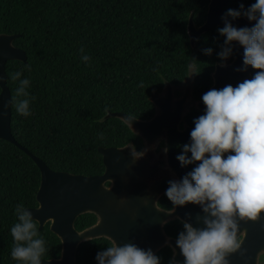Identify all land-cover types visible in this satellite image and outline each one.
<instances>
[{"label": "trees", "instance_id": "16d2710c", "mask_svg": "<svg viewBox=\"0 0 264 264\" xmlns=\"http://www.w3.org/2000/svg\"><path fill=\"white\" fill-rule=\"evenodd\" d=\"M254 2L229 0L224 15L234 9L244 17ZM208 4L209 0H0V34H19L14 45L27 55L26 63L11 60L5 67L16 141L52 170L83 176L104 172L99 147H121L132 141L140 149L141 139L123 121L104 117L123 112L150 119L155 111L151 94L161 92L165 82L181 84L190 67H194V99L202 100L212 85L216 63L224 61L219 54L226 46L218 31L222 27L203 34L191 46L190 15L197 26L202 25ZM14 72L22 73L15 81L11 79ZM255 72L252 68L253 76ZM25 78L30 81L27 95H17ZM24 99L30 101L28 117L15 109ZM202 114L193 108L186 120L194 126ZM183 145L177 156L183 154ZM194 166L185 167L191 172ZM40 182L41 173L32 158L0 140V264H24L11 257L10 230L17 222L18 204L38 206ZM160 205L171 208L172 202L165 195ZM95 222L94 214H84L75 227L82 231ZM184 225L172 221L165 231L179 237L186 231ZM38 231L47 249L41 259L59 258L62 244L50 225L42 230L38 226ZM111 244L105 238L82 243L77 264H98L97 254ZM156 257L160 264H173L169 247Z\"/></svg>", "mask_w": 264, "mask_h": 264}, {"label": "water", "instance_id": "95a60500", "mask_svg": "<svg viewBox=\"0 0 264 264\" xmlns=\"http://www.w3.org/2000/svg\"><path fill=\"white\" fill-rule=\"evenodd\" d=\"M229 0H209L205 22L197 26L193 13L189 18L187 33L191 46L205 33L224 26L227 18L234 27H252L254 22L245 17L233 19L224 15ZM19 34H0V140L8 141L23 150L35 162L41 173V182L36 196L38 206L28 208L33 219L42 230L50 224V230L60 239L61 255L55 259H41V264H77L79 246L82 243L105 238L121 247L132 244L155 255L168 246L173 251V262L185 264V257L177 246V239L169 237L165 225L174 220L190 224L193 228H205V219H212L202 206L174 204L171 211L161 209L157 202L166 194L170 181H180L189 172L176 159V147L190 143V132L194 127L181 124L185 116L195 108L205 112L203 100L194 99L192 81L178 86L165 82L161 92L151 94L154 115L141 120L123 112H109L104 117L117 118L144 141V148L138 152L130 144L124 147H100L105 170L101 175L83 176L49 168L39 157L20 145L12 134V94L7 86L6 63L27 62L23 49L14 45ZM226 64H216L212 73L210 89L233 87L253 77L252 68L243 64V48L232 45ZM231 60V61H230ZM161 140L166 146L157 152ZM153 180L152 187L147 181ZM110 183V186L106 184ZM84 214L97 217L95 225L82 231L75 227L76 220ZM237 225L236 238L242 235L239 248L225 254L227 264H258L264 253V212L256 220L234 217Z\"/></svg>", "mask_w": 264, "mask_h": 264}, {"label": "clouds", "instance_id": "9594fccd", "mask_svg": "<svg viewBox=\"0 0 264 264\" xmlns=\"http://www.w3.org/2000/svg\"><path fill=\"white\" fill-rule=\"evenodd\" d=\"M241 15L234 9L226 13L233 19ZM243 16L254 22L252 27H234L225 18L224 26L218 29L226 45L219 55L227 59L232 45L238 43L243 48L244 70L251 67L256 72L235 87L227 85L203 94L206 111L195 119L191 142L183 145V154L176 157L182 166H195L182 180L170 181L166 190L173 204L200 205L212 218L205 219L202 229L184 225L186 231L180 233L177 246L185 264H227L225 254L240 246L233 217L238 214L256 220L264 212V0H255ZM205 51L211 54V49ZM82 59L87 62L89 57ZM21 75L14 72L11 79ZM29 85V79L21 80L16 94L27 95ZM15 109L21 116L31 115L28 99L16 104ZM15 215L17 222L10 230L12 259L41 264L47 249L40 238L39 222L23 203L16 206ZM96 259L98 264H160L151 250L132 244L118 247L112 243Z\"/></svg>", "mask_w": 264, "mask_h": 264}, {"label": "flooded vegetation", "instance_id": "af4514ba", "mask_svg": "<svg viewBox=\"0 0 264 264\" xmlns=\"http://www.w3.org/2000/svg\"><path fill=\"white\" fill-rule=\"evenodd\" d=\"M231 61V60H230ZM217 63H219V62H217ZM216 63V64H217ZM226 63H228V62H226V60L224 59V61H223V63L222 64H226ZM219 64H221V63H219ZM215 67H216V65H215ZM192 69H193V71H192ZM215 70V69H214ZM191 73H193V78H192V83L194 84V67H190V69H189V75H188V78L187 79H185L183 82H186L187 83V81H189V78H190V75H191ZM182 82V83H183ZM182 83L181 84H179V85H174L175 86V94L178 96V95H180V92H179V90H178V86H181L182 85ZM213 83V82H212ZM178 92H177V91ZM193 108H191V110H192ZM190 113V112H189ZM188 113V114H189ZM188 114L185 116V118H184V121H183V123L181 124V128L183 129L184 128V124L185 123H187L189 126H191V127H194V126H192V125H190L189 123H188V121L186 120V118H187V116H188ZM136 136H138L137 134H135ZM140 139H141V142H142V147L140 148V149H137V147L135 146V144H134V142H129V143H127L126 145H128V144H130L131 143V145L133 146V148H135V150L136 151H138V152H141L142 150H143V148H144V141H143V139L140 137V136H138ZM182 144H189V143H182ZM182 144H179L177 147H176V156H177V149H178V147L180 146V145H182ZM126 145H124V146H126ZM124 146H121V147H124ZM158 147H157V152H159L160 150H162L165 146H166V141L165 140H161L159 143H158V145H157ZM100 148V147H99ZM98 148V149H99ZM103 148H108V147H103ZM115 148H119V147H115ZM103 158V157H102ZM188 170V169H187ZM103 174V173H102ZM101 175V174H100ZM147 183L150 185V187H152V183H154V181L153 180H151L150 182L149 181H147ZM107 186H110V183H107L106 184ZM166 194H164V195H162L160 198H159V200H158V202H157V204H158V206L161 208V209H164V210H167V211H171L173 208H174V204L172 203V207L171 208H166V207H162L161 205H160V201H161V198H163L164 196H165ZM174 221H176V220H174ZM178 221H180V220H178ZM96 222H97V217H96ZM96 222L93 224V225H95L96 224ZM172 222V221H171ZM181 222V221H180ZM168 223H170V222H168ZM167 223V224H168ZM183 223V222H182ZM166 224V225H167ZM185 224V223H184ZM50 225V224H49ZM165 225V226H166ZM91 227V226H90ZM88 228V227H87ZM86 229V228H85ZM168 235V234H167ZM169 236V235H168ZM169 237H172V236H169ZM172 238H175V239H177L178 240V238L179 237H172ZM237 239V242L240 244V242H241V239H242V235H240L239 237H237L236 238ZM166 247H168V246H166ZM165 248V247H164ZM170 248V247H169ZM171 249V248H170ZM162 250V249H161ZM171 251H172V249H171ZM159 253V252H158ZM158 253L157 254H155V256H157L158 255ZM172 262H173V251H172ZM173 264H176V263H174L173 262ZM258 264H264V253L263 254H261L260 256H259V258H258Z\"/></svg>", "mask_w": 264, "mask_h": 264}, {"label": "rangeland", "instance_id": "374dc122", "mask_svg": "<svg viewBox=\"0 0 264 264\" xmlns=\"http://www.w3.org/2000/svg\"><path fill=\"white\" fill-rule=\"evenodd\" d=\"M192 71H193V69H192ZM192 78H193V73H191V75H190V78H189V81L191 82L192 81ZM177 91V90H176ZM178 92V91H177Z\"/></svg>", "mask_w": 264, "mask_h": 264}]
</instances>
